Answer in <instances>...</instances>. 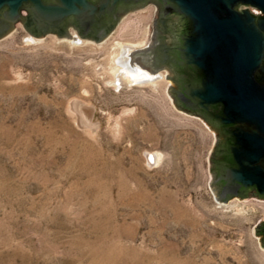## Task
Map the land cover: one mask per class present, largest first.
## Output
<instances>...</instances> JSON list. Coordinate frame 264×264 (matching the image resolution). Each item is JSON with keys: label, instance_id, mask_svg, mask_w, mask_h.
<instances>
[{"label": "rangeland", "instance_id": "374dc122", "mask_svg": "<svg viewBox=\"0 0 264 264\" xmlns=\"http://www.w3.org/2000/svg\"><path fill=\"white\" fill-rule=\"evenodd\" d=\"M155 14L99 41L21 20L0 38V264H264V198L216 199V130L176 106L169 70L111 81L117 42L148 44Z\"/></svg>", "mask_w": 264, "mask_h": 264}, {"label": "water", "instance_id": "95a60500", "mask_svg": "<svg viewBox=\"0 0 264 264\" xmlns=\"http://www.w3.org/2000/svg\"><path fill=\"white\" fill-rule=\"evenodd\" d=\"M146 1L0 0V38L18 20L35 36L49 32L69 36L62 25L70 18L80 36L86 37L92 25L105 14L114 15L119 4ZM160 1L184 19L177 45V65L184 71V85L178 98L175 86L170 84L168 92L178 108L201 116L216 130L217 142L210 156L213 180L209 182L216 199L264 198V0ZM108 34L103 31L91 39L99 41ZM144 47L123 50L118 57L133 81L153 80L159 71L152 68L151 54ZM166 78H171L170 74ZM219 133L228 134L229 140L218 143ZM214 153L225 157L217 163L221 192L214 178ZM250 188L256 189L257 195H248ZM255 232L262 234L264 246V221Z\"/></svg>", "mask_w": 264, "mask_h": 264}, {"label": "flooded vegetation", "instance_id": "af4514ba", "mask_svg": "<svg viewBox=\"0 0 264 264\" xmlns=\"http://www.w3.org/2000/svg\"><path fill=\"white\" fill-rule=\"evenodd\" d=\"M150 4H155L156 14H158L153 19L151 41L148 44H144L147 47H143L147 48L150 52L152 58V68L155 71H158L164 66L169 70L170 77L174 81L175 85L174 92L176 97L178 98L179 92L183 89L184 85V80L182 77L184 71L177 65V45L179 40V33L182 32L184 26V19L178 13L168 11L163 2H161L160 0H148L140 5L119 4L114 15L105 14L102 18H99V20L92 25L91 30L86 33L85 36L95 38L97 35H99V33L103 31L110 33L112 32L115 24L118 22L121 14H123L124 12H128L133 8L147 6ZM26 15H28V12ZM70 25H73L77 31H80L72 18L68 19L62 25L64 31H68V27ZM35 32L37 33L38 31L34 29V33ZM68 33L70 34L71 32L68 31ZM229 138L230 137L228 134L219 133L218 143H226ZM222 159H225V157L222 155H218V153H214L212 164L215 176L214 178H216L215 182L218 186L219 192L222 191L223 183L218 180L219 177L217 172V163ZM252 193L256 194V189H248L247 194L250 195Z\"/></svg>", "mask_w": 264, "mask_h": 264}, {"label": "bare ground", "instance_id": "6f19581e", "mask_svg": "<svg viewBox=\"0 0 264 264\" xmlns=\"http://www.w3.org/2000/svg\"><path fill=\"white\" fill-rule=\"evenodd\" d=\"M77 33L76 32H71L69 34V36L67 37H64L66 39H69L70 41L72 42H79L80 39L77 37ZM106 39V38H105ZM104 39V40H105ZM99 43V42H98ZM145 42H141V43H130V42H117L116 46H117V50H116V53L114 54V57H113V65H112V69H113V77H112V82L115 84V85H118V80H120L121 76L126 79L127 81L129 82H137V81H133L131 78H129V76L126 74V72L124 71V69L122 68L121 64L119 63L118 61V57H119V54L123 51V50H134V49H137V48H141L144 45ZM162 74L160 72H158L157 74V77L153 80H150L151 82H155L156 79H158ZM150 81H146V82H150ZM120 82V81H119ZM128 83V82H127ZM138 83V82H137ZM132 84V83H131ZM141 84V83H140ZM153 155V160L155 162H158L160 160V153L158 152H155L152 154Z\"/></svg>", "mask_w": 264, "mask_h": 264}]
</instances>
